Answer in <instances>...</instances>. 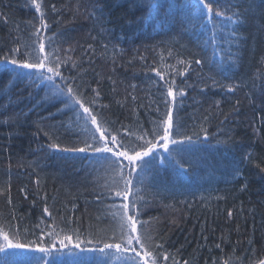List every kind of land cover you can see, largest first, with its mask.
Returning <instances> with one entry per match:
<instances>
[{"label":"trees","instance_id":"1","mask_svg":"<svg viewBox=\"0 0 264 264\" xmlns=\"http://www.w3.org/2000/svg\"><path fill=\"white\" fill-rule=\"evenodd\" d=\"M47 3L46 35L64 50L73 48L68 55L79 66L65 75L96 88L101 93L97 103L109 106V119L128 126L138 120L150 129L165 110L159 71L186 91L174 113L177 120L189 134L207 129L206 140L201 134L184 146L182 155L192 166L185 165L182 179L177 176L181 170L165 167L150 173L143 186L147 205L142 219L150 221L148 231L157 242L178 264H225L229 257L231 264H256L264 259V173L256 167H264V0H215L214 9L226 15L242 13L238 46L229 28L217 27L214 39L210 25L185 24L184 31L162 22V11L139 10L130 0ZM53 4L59 12L51 11ZM36 15L31 0H0V48L7 51L17 38L23 45ZM89 44L94 54L85 52ZM230 53L238 54L232 58L236 64ZM221 56L223 70L218 67ZM189 60L193 63L184 72ZM29 84L9 77L0 65V230L19 231L33 241L53 228L57 240L70 229L103 235L110 222L97 201L89 160L49 147L53 141L62 147L77 142L80 129L73 114L57 111L63 105L43 103L44 92ZM228 84L240 87L229 92ZM236 167L238 177L232 172ZM56 259L67 264L73 258Z\"/></svg>","mask_w":264,"mask_h":264},{"label":"snow or ice","instance_id":"2","mask_svg":"<svg viewBox=\"0 0 264 264\" xmlns=\"http://www.w3.org/2000/svg\"><path fill=\"white\" fill-rule=\"evenodd\" d=\"M130 3L142 11H162V22L179 25L184 31H187L185 24H200L202 27L210 25L213 39L217 27L229 28L230 38L237 46L239 44L237 33L243 23L240 19L242 13L226 15L224 11L214 9L215 0H183L182 3H178V0H166V3H161V0H130ZM31 7L37 15L29 22L31 31L27 33V41L21 45L17 38L7 51L0 48V65L4 66V72L9 77L28 80L29 87L40 88L44 92L43 103L52 106L60 104L63 109L57 108V111L66 109L72 112L73 123L80 129L77 142L72 147H62L53 141L49 147L60 152L84 154L89 160L96 174L99 190L97 201L110 227L104 230L103 235L70 229L58 240L53 228L47 232L42 231L35 241L26 239L19 231L0 230V264H64L56 257L65 255L73 258L67 264H108L104 257L114 258L119 264H178L175 257L164 248V244L158 243L148 231L150 221L142 219L147 201L141 193L143 186L150 182L149 174H159L165 167L181 170L177 176L182 179L185 165L192 166V161L182 155L184 146H190L194 138L199 140L201 134L207 139V129L201 128L189 134L174 115L177 105L182 103L186 95L185 89L177 85L175 79H165L156 71V75L163 81L159 91L165 110L151 121L152 127L145 129L138 120L128 126L109 119L106 116L109 106L97 103L101 93L91 88V85L78 82V76L65 75L66 70L71 72L79 66L71 62L68 55L74 51L73 48L64 50L57 46L53 36L46 35L50 30L47 0H31ZM50 8L52 12L60 11L54 4ZM89 50L94 54L92 44L87 45L85 52ZM233 56L238 59V54L230 53L228 56L236 64L237 59H232ZM223 62L224 56H221L218 64L221 70ZM179 63L184 64L185 61ZM192 63L191 60L187 61L184 72L188 71ZM194 63L200 65L201 60L196 59ZM184 72L178 75H184ZM131 87L135 89L136 86ZM225 87L229 92H234L240 85L228 84ZM178 97L181 99L178 100ZM136 99L132 96L133 102ZM219 104L217 101V108ZM233 110L238 111L235 107ZM156 111L159 113L160 109L157 107ZM254 131L258 132L259 129ZM245 159L253 162L251 154ZM256 167L264 173V167L258 163ZM232 172L238 177L239 167ZM8 202L11 203L10 198ZM44 212L51 215L48 207L44 208ZM232 214V211L228 212L229 217ZM37 252L40 255H34ZM231 262L232 257H229L225 264ZM184 264L189 262L184 261ZM256 264H264V259L258 260Z\"/></svg>","mask_w":264,"mask_h":264}]
</instances>
